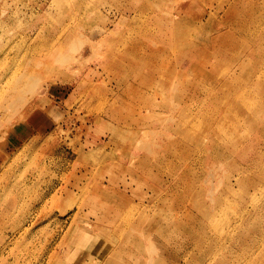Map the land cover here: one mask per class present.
I'll return each instance as SVG.
<instances>
[{
	"label": "rangeland",
	"instance_id": "1",
	"mask_svg": "<svg viewBox=\"0 0 264 264\" xmlns=\"http://www.w3.org/2000/svg\"><path fill=\"white\" fill-rule=\"evenodd\" d=\"M262 213L264 0H0V264H264Z\"/></svg>",
	"mask_w": 264,
	"mask_h": 264
},
{
	"label": "bare ground",
	"instance_id": "2",
	"mask_svg": "<svg viewBox=\"0 0 264 264\" xmlns=\"http://www.w3.org/2000/svg\"><path fill=\"white\" fill-rule=\"evenodd\" d=\"M246 1V0H245ZM246 4V3H245ZM244 4V5H245ZM250 6V5H249ZM252 9V8H251ZM179 25V24H178ZM174 27H176V24L174 25ZM178 27V26H177ZM185 27V26H184ZM169 40H167V39H164V40H162V46L161 45H159V47H158V50L159 51H157V52H162V51H164V49L166 48V46H170V44H169V42H168ZM216 42H217V40H216ZM218 46V45H217ZM201 49V51L203 50L202 48H200ZM191 51V50H190ZM193 51V50H192ZM193 53V52H192ZM190 55V54H189ZM188 55V56H189ZM206 56V55H205ZM203 57V56H202ZM208 59V58H207ZM188 60V59H187ZM217 67V66H216ZM202 70V69H201ZM220 71V70H219ZM175 72V71H174ZM220 73V72H219ZM174 74V73H173ZM220 77V76H219ZM257 80V79H256ZM221 83V82H220ZM201 88V87H200ZM194 96V95H193ZM194 101H196V100H194ZM193 112V111H192ZM254 114H256V113H254ZM257 116V115H256ZM256 118V117H255ZM212 119V118H211ZM208 120V119H207ZM219 126V125H218ZM220 128V127H219ZM191 130V129H190ZM220 130V129H219ZM204 155V154H203ZM191 166V165H190ZM189 166V167H190ZM261 165H259V167H260ZM213 181V180H212ZM259 182V181H258ZM257 184V183H256ZM259 187V186H258ZM167 190V189H166ZM176 192V191H175ZM220 198V197H219ZM256 202V201H255ZM216 205V204H215ZM220 205V204H219ZM258 205V204H257ZM212 206V205H211ZM208 207V206H207ZM210 207V206H209ZM262 211V210H261ZM261 214V213H260ZM262 214H264V213H262ZM253 215V214H252ZM251 217V216H250ZM177 218V217H176ZM215 219H217V218H215ZM254 219V218H253ZM176 220V219H175ZM220 220V219H219ZM246 220V219H245ZM249 220H251V219H249ZM255 220V219H254ZM216 221V220H215ZM217 221H218V219H217ZM241 221V220H240ZM252 221V220H251ZM221 222V221H220ZM247 222V221H246ZM213 223V222H212ZM253 223V222H252ZM128 224V223H127ZM245 224H247V223H245ZM205 225V224H204ZM207 225V224H206ZM205 225V226H206ZM215 225H218L217 223L215 224ZM214 225V226H215ZM195 226V225H194ZM208 226V225H207ZM232 226V225H231ZM246 226V225H245ZM196 227V226H195ZM209 227V226H208ZM211 227V226H210ZM218 227V226H217ZM220 227V226H219ZM179 228H182V227H179ZM184 228V227H183ZM207 228V227H206ZM185 230H186V228H184ZM203 229V228H202ZM172 230V229H171ZM178 230V229H177ZM182 230V229H181ZM221 230H222V228H221ZM180 230H178V232H179ZM230 231H232V230H230ZM202 232V231H201ZM222 232H224L223 230H222ZM228 232V231H227ZM177 233V232H176ZM175 233V234H176ZM183 233V232H182ZM186 233V232H185ZM187 233H189V231L187 232ZM203 233V232H202ZM202 233H200V234H202ZM178 234V233H177ZM184 234V233H183ZM230 234V233H229ZM186 235V234H185ZM192 235H193V233H192ZM219 235V234H218ZM232 235V234H231ZM203 236V235H202ZM127 237V236H126ZM176 237V236H175ZM183 237V236H182ZM198 237V236H197ZM197 237H196V239H197ZM216 237V236H215ZM131 238V237H130ZM231 238V237H230ZM233 238V237H232ZM209 239V238H208ZM213 239V238H212ZM220 239V238H219ZM127 240V239H126ZM130 240V239H129ZM203 240V239H202ZM214 241H215V239H213ZM205 241V240H204ZM219 241H221V240H219ZM134 242H135V240H134ZM210 242H212L213 243V241H211L210 240ZM126 243V242H125ZM141 243V242H140ZM207 243V242H206ZM204 244V243H203ZM211 244V243H210ZM217 244H219V243H217ZM215 245V244H214ZM211 246H212V244H211ZM205 247V246H204ZM203 248V247H202ZM212 248V247H211ZM206 250H208V249H206ZM210 250V249H209ZM208 250V251H209ZM214 250V249H213ZM203 251H204V249H203ZM212 251V250H211ZM204 254H205V252H204ZM206 255H207V253H206ZM210 255V254H209ZM207 257V256H206ZM207 260H209V259H207ZM211 261V260H210ZM149 262V261H148ZM213 263V262H212ZM263 263V262H262Z\"/></svg>",
	"mask_w": 264,
	"mask_h": 264
}]
</instances>
